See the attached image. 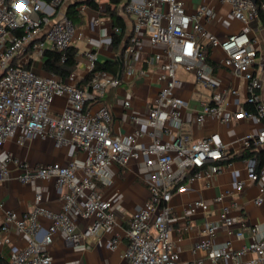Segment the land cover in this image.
<instances>
[{
  "label": "built area",
  "instance_id": "obj_1",
  "mask_svg": "<svg viewBox=\"0 0 264 264\" xmlns=\"http://www.w3.org/2000/svg\"><path fill=\"white\" fill-rule=\"evenodd\" d=\"M66 1L0 0V151L8 139L17 136L21 144L26 137L53 139L57 146L72 144L85 154L81 168L73 162L33 167L11 154L4 159L0 157V186L13 178L8 164L14 161L19 168L14 176L18 181L53 180L60 200L55 209L45 205L43 194L37 193L35 205L27 213L20 215L14 210H5L0 250L11 244L9 233L14 226L28 241L24 248L8 254L10 264H53L50 246L55 234L61 232L66 241L79 244L87 237L113 229L117 218L112 201L103 190L114 183L113 165L126 167L136 161L147 170L145 182L149 193L130 218L126 230L129 240L124 254L126 262L185 264L172 239L169 202L175 192L185 191L188 183L222 172L229 160L228 145L220 133L195 138L192 125L209 119L229 124L235 119L248 118L260 128L245 136L242 146H264V101L260 94L263 81L255 71L259 55L256 32L261 12L264 14V0H218L230 6L220 24L230 29L234 22L239 23L224 36L207 28L217 17L209 4L189 10L187 0H126L119 9L131 16L133 25L119 58L123 68L121 77L98 69V51L88 49L84 52L88 61L83 83L35 68L36 62L46 57L47 39L51 40L50 49L60 51L61 60H65L68 48L82 38L63 10ZM100 22L97 18L94 24L100 25ZM121 32L120 26L113 27L114 34ZM143 35L153 45L163 47V51L154 53L148 60L156 66L157 91L144 114L132 115L133 130L114 134L111 109L104 98L123 77L135 78L145 72L135 58ZM102 42H111V37ZM30 46L32 52L26 55ZM207 46L221 49V65L246 81V102L252 104V109L243 105L236 108L227 102L230 96H239L240 90L219 86L208 61ZM179 68L192 74L196 84L211 92L199 110H190L185 117L183 113L189 101L179 93L183 89V81L177 75ZM58 97H64L66 103L61 114L53 116L51 107ZM124 105L129 106L130 101ZM263 176L264 167L257 169L256 161L252 160L247 179L258 184L256 204L264 200ZM244 186L245 181L237 182L238 189ZM205 208L207 203L201 199L193 202L189 210L195 213ZM221 216L230 234L244 238L243 231H234L231 217L225 213ZM79 219L88 221L83 231L77 230ZM202 233L203 239L194 244L193 250L205 251L213 264H237L249 251L255 256L248 264H264V235H254L249 244L235 248L232 241L215 244L216 226L212 222L204 223ZM117 242L115 238L112 246Z\"/></svg>",
  "mask_w": 264,
  "mask_h": 264
},
{
  "label": "crops",
  "instance_id": "obj_2",
  "mask_svg": "<svg viewBox=\"0 0 264 264\" xmlns=\"http://www.w3.org/2000/svg\"><path fill=\"white\" fill-rule=\"evenodd\" d=\"M110 2L103 1V3H97L98 7H92L86 0H68L63 6V10L67 14L68 7L78 3L77 8L81 18L74 23L82 33V38L74 44L77 49L75 58L78 61V67L74 71V76L69 75L65 80L77 83L85 81L88 59L84 52L88 49L98 51L99 61L117 60L118 72L116 74L110 72L119 76L121 67L119 58L132 34L133 20L131 16L124 14L120 9L118 10V13L125 19L126 32L124 42L116 49L112 39L115 36L113 27L118 25L114 24L112 17L104 12ZM186 3L189 10L195 9L203 3L211 5L216 11L217 17L214 22L207 24V28L218 35H227L239 26L238 22H234L232 27L227 29L220 24L229 11V4H221L218 0H187ZM97 18L101 20L100 25L94 24ZM259 26L256 32L259 55L255 71L263 81L260 94L264 101V21L262 19ZM108 37H111V42H102L104 38ZM47 40V51L53 50L50 49L51 43L48 44ZM140 45L141 49L135 58L138 66L144 68L145 72L138 74L135 78L123 77L121 83L110 88L104 98L105 103L111 109V128L114 134L131 132L134 127L132 115L144 114L157 91L156 66L150 64L148 60L154 53L163 51V47L153 45L146 35L141 36ZM206 49L208 61L214 70V79L219 86L221 88L235 87L240 90L239 96H230L227 98V102L236 108L245 106L247 100L246 81L236 77L229 69L221 65L220 61L223 56L221 49L211 46H207ZM31 52L30 46L26 55ZM30 61L26 66H30ZM45 61L46 57L41 61L38 60L35 65L36 70L46 71L43 65ZM179 71L185 74V80L179 76ZM177 75L183 81V89L179 93L189 101L188 109L183 113L185 117L190 110H199L201 102L209 100L211 92L196 84L193 75L183 68L177 70ZM123 85L126 87L123 88ZM126 101H130L129 106L124 105ZM65 103L64 97L56 98L51 107V114L59 116ZM259 128L258 123L248 118L235 119L229 124L209 119L204 123L192 125L191 130L195 138H202L213 132L220 133L228 145L229 160L222 172L210 178L196 179L188 183L187 189L183 192H175L169 202L172 207V239L185 264H213L207 258L205 251L193 250L194 244L204 237L202 226L206 222H212L216 226L215 244L232 241L235 248H240L244 244H249L252 236L264 235V200L261 204L255 203V199L259 196V187L256 182H250L247 179L252 160L256 161L257 169L264 167V146L244 148L241 144V140L245 136L257 132ZM9 154L14 158L28 162L33 167L51 162H73L81 168L85 159L84 152L72 144L57 146L53 139L42 140L29 137H26L25 142L21 144L18 142L17 136L8 139L0 151V157L3 159ZM260 161H262L261 166H259ZM8 167L13 178L0 186V228L4 222L5 210H14L20 215L27 213L35 205L37 193L43 194L45 205L55 209L59 207L60 200L55 181L38 178L30 183H22L14 177L19 171L16 163L10 161ZM111 171L114 183L111 187L105 188L103 193L112 201L117 225L113 229L103 231L99 236L87 237L79 244L66 241L61 232L55 234L54 241L50 246V252L54 257L53 264H127L124 257L129 244L126 230L136 208L148 197L149 192L145 182L147 170L140 162L132 161L126 167L115 164L111 167ZM261 179L264 181V176ZM240 180L245 181L242 190L237 187V182ZM217 198L219 201H216ZM201 199L206 201L207 208L191 213L190 205ZM223 213L234 220V231H243L244 238L238 239L229 233L221 216ZM87 224V220L79 219L77 230H85ZM9 234L12 242L4 248L6 256L13 250L24 248L28 241V238L19 233L14 226ZM115 238H118V242L113 247L112 242ZM254 256V253L249 251L237 264H248ZM223 264L233 263L223 262Z\"/></svg>",
  "mask_w": 264,
  "mask_h": 264
},
{
  "label": "trees",
  "instance_id": "obj_3",
  "mask_svg": "<svg viewBox=\"0 0 264 264\" xmlns=\"http://www.w3.org/2000/svg\"><path fill=\"white\" fill-rule=\"evenodd\" d=\"M126 0H111L110 4L106 6L104 10L105 14L112 17L114 24L122 27L121 34H115L112 39V43L114 47L117 49L124 42V35L126 32V23L125 19L118 13L120 5L124 3ZM86 2L92 7H98V4L95 0H86ZM78 3L72 4L67 9V16L72 19L73 22L79 20L81 15L79 14ZM261 19L264 21V14L261 12ZM77 53V49L74 46H71L66 51V59L61 60V52L57 50H48L46 52V61L44 62V69L48 72H54L61 75L64 79L67 78L72 72H74L78 67V61L75 58ZM122 54L120 55V57ZM98 69H104L111 71L116 74L118 72L119 66L117 60H105L98 61L97 65ZM246 109H252V104L246 102ZM262 165V161H260L259 166ZM0 264H10L8 261V257L4 254V251L0 250Z\"/></svg>",
  "mask_w": 264,
  "mask_h": 264
},
{
  "label": "rangeland",
  "instance_id": "obj_4",
  "mask_svg": "<svg viewBox=\"0 0 264 264\" xmlns=\"http://www.w3.org/2000/svg\"><path fill=\"white\" fill-rule=\"evenodd\" d=\"M227 5H228V4H227ZM47 43L50 44V43H51V40L48 39V40H47ZM102 60H103V59H102ZM178 74H179V76H181V78H182L183 80L186 79L185 74H183L182 71H179ZM122 87L125 88L126 86L123 85ZM196 99H197V97H196Z\"/></svg>",
  "mask_w": 264,
  "mask_h": 264
},
{
  "label": "water",
  "instance_id": "obj_5",
  "mask_svg": "<svg viewBox=\"0 0 264 264\" xmlns=\"http://www.w3.org/2000/svg\"><path fill=\"white\" fill-rule=\"evenodd\" d=\"M253 1H256V0H253ZM121 64V67H120V71H119V77H121V75H122V63H120Z\"/></svg>",
  "mask_w": 264,
  "mask_h": 264
}]
</instances>
